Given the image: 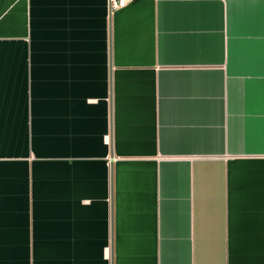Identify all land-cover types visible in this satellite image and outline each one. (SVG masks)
Here are the masks:
<instances>
[{
    "label": "crops",
    "instance_id": "obj_1",
    "mask_svg": "<svg viewBox=\"0 0 264 264\" xmlns=\"http://www.w3.org/2000/svg\"><path fill=\"white\" fill-rule=\"evenodd\" d=\"M0 264H264V0H0Z\"/></svg>",
    "mask_w": 264,
    "mask_h": 264
},
{
    "label": "built area",
    "instance_id": "obj_2",
    "mask_svg": "<svg viewBox=\"0 0 264 264\" xmlns=\"http://www.w3.org/2000/svg\"><path fill=\"white\" fill-rule=\"evenodd\" d=\"M127 0H109L110 11L123 7Z\"/></svg>",
    "mask_w": 264,
    "mask_h": 264
}]
</instances>
